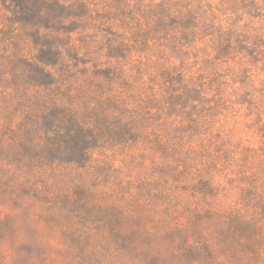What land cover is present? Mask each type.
Instances as JSON below:
<instances>
[{"label": "rangeland", "instance_id": "374dc122", "mask_svg": "<svg viewBox=\"0 0 264 264\" xmlns=\"http://www.w3.org/2000/svg\"><path fill=\"white\" fill-rule=\"evenodd\" d=\"M212 207L264 214V0H0V264H245Z\"/></svg>", "mask_w": 264, "mask_h": 264}, {"label": "trees", "instance_id": "16d2710c", "mask_svg": "<svg viewBox=\"0 0 264 264\" xmlns=\"http://www.w3.org/2000/svg\"><path fill=\"white\" fill-rule=\"evenodd\" d=\"M205 189H207L208 193L213 192V186L211 183L203 182ZM196 213H206L209 217H223L227 221H230L232 217H236L238 224H246L247 228H245V238L243 246L246 249H242L238 254L245 251L249 258L246 260L245 264H264V214L255 212H243L239 211L238 213L228 212L227 210H221V208L212 207L207 210L197 209ZM240 242V243H241ZM86 252L96 253V254H112L116 252L117 254H121L125 252V248L117 243V242H89L85 245L79 244ZM248 245V246H247ZM72 247V246H71ZM77 248H79L77 246ZM76 249V248H73ZM237 254V255H238ZM235 257V256H233ZM241 261V260H240ZM208 263L207 260H195L192 264H202ZM91 264H136L134 262L128 261L125 257H121L116 260H98L97 262H93ZM217 264H241L234 262L232 260H217Z\"/></svg>", "mask_w": 264, "mask_h": 264}]
</instances>
